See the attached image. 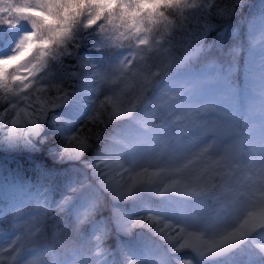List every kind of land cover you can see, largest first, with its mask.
<instances>
[{
    "label": "rangeland",
    "instance_id": "obj_1",
    "mask_svg": "<svg viewBox=\"0 0 264 264\" xmlns=\"http://www.w3.org/2000/svg\"><path fill=\"white\" fill-rule=\"evenodd\" d=\"M261 1L258 15L246 25L247 38L253 40L246 64L253 72L242 77L245 85H248L246 89L240 90L233 83L237 60L229 55L231 50L225 51L227 42H224L223 48L210 42V45L200 46V52L189 57L170 77L181 81L183 88L188 90L182 97L186 105L182 107L180 104L179 87H165L157 90L159 106H154L153 111L143 116L149 128H163L167 125L173 136L183 135L182 129L188 131L190 134L182 138L183 143L195 139V136H201L194 141L193 149H207L205 159L209 171L213 173L211 179L202 184L205 194L201 197L191 198L176 194L178 197L161 199L159 189L154 187L152 196L135 188L127 197L116 198L110 192L99 189L91 165L103 160L119 159L134 164L137 155L146 151L143 144L132 150L125 144L116 143L118 139H126V133L140 131L131 119L100 123L108 119L111 104H108L107 110L98 105L96 123L90 122L87 125L90 130L88 135L92 137L91 146L87 151L79 158L60 155L68 138L81 128L91 114L92 101L96 96L99 101L111 100L124 87L119 82L113 83L109 80L101 82L97 91L93 92L95 83L85 80L94 77L96 69L91 65L96 68H110L126 56L129 49L116 45H127L128 41L115 39L120 32H125L124 28H113L110 25V35L113 39L109 44L98 46L99 34L95 28L77 27L73 31L74 38L80 42L77 56L60 55L58 59L50 60L49 66L39 74L43 79L30 90L21 92L16 84H12L9 90L0 88V247L5 246L16 235L24 233L30 222L37 223L43 233H37V247L50 245L53 235L59 234L52 221L61 219L57 216L61 212L67 213L62 218V226L66 229L64 240H73L77 236L76 212L83 208L92 189H96L102 202L97 206L92 220L84 226H79L84 238L91 241L87 255L93 264H184L186 261L190 264H214L228 260H231L232 264H249L252 254L258 251L252 241L264 244V235L255 234L245 243L227 252L201 257L190 249L179 248L175 236L178 230L170 229L167 235H162L157 228V221L153 219L150 223L145 221L144 224L125 232L120 229L116 213L132 221L155 216L163 222L178 224L185 214L198 215L205 211L207 221L211 222L213 210L219 206L212 199L213 196L228 202L239 199L242 192L247 193L257 209L264 206V153L259 150L258 145L252 147L245 143L240 161L230 164L221 162V167L216 161L220 160L217 144L223 140V130H218L216 135L211 131L226 117H230L236 122L234 134H237V139L246 142L248 136L250 140L257 138L260 127L264 124V94L261 92V79H264V76H261V73H264V41L260 39L264 31V0ZM14 2L34 4L35 0ZM212 2L213 0H188L189 4H196L192 8L194 10L207 8ZM115 23L118 24L119 21ZM140 26L146 30L141 35L145 36L149 43L136 49L133 42V48L138 51V63L143 66L145 75L157 74L153 79L161 78L166 67L179 63L188 56L193 47L185 45L180 48L178 43L171 39L172 27L164 15L154 17L152 23L144 20ZM29 31L31 26L27 21H21L12 29L0 26V57L12 54L16 42ZM221 38L223 36L218 38L217 42H221ZM79 57L86 58L89 64H81ZM67 59L71 62H66ZM73 68L76 69L78 79L69 100L58 108H49L48 115L40 122L38 133L30 132L23 119L18 125H12L11 119L15 117L16 111L24 109L35 115L41 103L54 99L58 95L57 86L65 88L70 83L69 74L73 72ZM216 73H219V76H215ZM37 87H44L45 92L37 93ZM25 95L29 97L27 101L23 99ZM37 96L41 97L40 101H37ZM13 105L16 106L15 109ZM167 105H175L176 110L173 112ZM21 116L23 117V113ZM28 119H31V116ZM97 135L99 139H96ZM68 147L75 150L79 147V141H72ZM22 162L24 164L21 170L15 167ZM76 168L78 173L88 179L81 185L90 186L79 192L73 190L81 185L72 186L69 177L71 173L75 176ZM66 171H69V174ZM199 171L197 169L196 174H199ZM177 179L183 182L182 177ZM66 196L71 197L70 202L61 209L58 205ZM17 208L19 214L16 212ZM13 216H17V219L14 220ZM100 225L107 232L106 238L112 235L115 239L114 258L105 255L101 248L97 250L94 247L93 229ZM204 235L207 237L208 233L205 232ZM56 252L62 253L63 249L57 246ZM32 254L26 252L16 264H21V260ZM62 259V256H54L52 253L41 257L42 264H60ZM0 264L14 262L4 254L0 255Z\"/></svg>",
    "mask_w": 264,
    "mask_h": 264
},
{
    "label": "snow or ice",
    "instance_id": "obj_2",
    "mask_svg": "<svg viewBox=\"0 0 264 264\" xmlns=\"http://www.w3.org/2000/svg\"><path fill=\"white\" fill-rule=\"evenodd\" d=\"M195 5L189 4L188 0H35L34 4L28 2L17 4L14 0H0V26L12 29L21 21H27L31 26V31L23 34L16 42L12 54L0 57V88L9 90L12 84H16L21 92L30 90L43 79L39 74L49 66L50 60H56L60 55L77 56L80 42L73 36V31L77 27L95 28L99 34L98 46L109 44L113 39L110 35V25L113 28H124L125 32H120L115 39L128 41L127 45L123 43L116 45L129 49L126 56L110 68H96L95 65H91L96 69L94 77L85 79L95 83L93 92L97 91L101 82L109 80L113 83L119 82L124 87L111 100L99 101L96 96L92 101L91 114L81 128L68 138L60 155L79 158L86 152L91 146L92 139L88 135L90 130L87 129V125L90 122L96 123L95 114L98 112V105L107 110L108 104H111L108 119L100 123L131 119L140 131L126 133L127 138L118 139L116 143L125 144L132 150L137 145L143 144L146 146V151L137 155L133 169L123 168L119 160H103L91 165L99 189L110 192L116 198H123L130 195L137 187L154 185L161 194L174 193L183 197H201L205 194V187L202 184L210 180L213 175L205 159L207 149L199 151L193 149L194 141L201 136H195V139L183 143L182 138L190 134L188 131L182 129L183 135L173 136L167 125L152 129L143 120L144 114L153 111L154 106H159L157 105L158 89L179 87L180 104L182 107L186 105L182 97L188 90L183 88L181 81L170 77L177 68L188 61L189 57L200 52V46L193 45L187 57L177 64L166 67L161 78L158 79L152 78L157 75L156 73L145 75L143 66L138 63L140 58L136 50L139 46H146L149 43L148 39L141 35L146 31L140 26L144 20L152 23L154 17H163L161 8H193ZM116 21L119 23L116 24ZM260 39L264 41V31ZM133 42L136 49L133 48ZM238 52V48L233 49L234 54ZM79 61L83 65L89 64L84 57H79ZM215 76H219V73ZM261 76H264V73H261ZM69 78L70 83L65 88L57 86L58 95L47 103H41L35 115L24 109L16 111L15 117L11 119L12 125H18L23 119L30 132L38 133L40 122L48 115L49 108H58L69 100L70 93L76 86L77 73L71 72ZM35 91L44 93L45 88L37 87ZM261 92L264 94V79H261ZM23 99L27 101L29 97L25 95ZM40 100L41 97L37 96V101ZM167 106L173 112L176 110L175 105ZM15 107L13 105V109ZM30 116L31 119H28ZM235 127L236 122L226 117L211 130L213 135H216L218 130H223V140L217 144L220 160L216 161L221 167L223 166L221 162L229 164L239 162L245 143L252 147L258 145L259 150L264 153V124L260 127L258 137L250 140L248 136L246 142L237 139V134H234ZM99 138L97 135L96 139ZM72 141H79V147L75 150H70L68 147ZM150 169L154 170L150 171ZM197 169L200 170L199 174H196ZM177 177H182L183 182ZM89 187V185H81L73 191L79 192ZM70 199L71 197L66 196L58 207L63 209L68 206ZM212 199L219 206L213 210L211 222L207 221L205 211L198 215L185 214L178 224L163 222L155 216L132 221L118 212L116 215L120 229L125 232L144 224L145 221L150 223L153 219L157 221V228L162 235H167L168 231L175 227L178 229L176 236L179 248L190 249L201 257L227 252L245 243L255 234L264 235V206L257 209L247 193L242 192L239 199L228 202L216 196ZM101 202L99 193L96 189H92L83 208L76 212L77 236L73 240L65 241L58 234H54L50 245L37 247L39 240L37 233L40 235L43 233L37 223L30 222L24 233L16 235L5 246L0 247V255L6 254L14 264L26 252L33 253L28 256L32 259L27 257L21 260V264H42L41 257L46 253L62 256L60 264H93L92 259L87 255L91 241L84 238L79 226H84L92 220ZM16 212L19 214L18 208ZM4 217H7V213ZM13 219H17V216H13ZM93 231L95 232L92 236L95 240L94 247L99 250L102 241L107 237V232L102 225L97 226ZM205 232L208 233L207 237L204 235ZM252 243L258 251L252 254L249 264H264V244H257L255 240ZM57 246L63 249L62 253L56 252ZM184 264L190 262L186 261Z\"/></svg>",
    "mask_w": 264,
    "mask_h": 264
},
{
    "label": "trees",
    "instance_id": "obj_3",
    "mask_svg": "<svg viewBox=\"0 0 264 264\" xmlns=\"http://www.w3.org/2000/svg\"><path fill=\"white\" fill-rule=\"evenodd\" d=\"M261 2V0H213L207 8H198L199 6H197L198 9L195 8L197 10L192 8H161V11L172 27L171 39L175 40L180 48H184L185 45L191 48L196 44L205 46L210 45V42L216 43V45L219 44L223 48L226 41L228 45L225 51L231 50L229 55L237 60L233 83L237 88L244 90L247 85H245L242 77L253 72L252 69L246 67L249 53L253 47V40L247 38L246 24L258 15ZM158 28L160 29L161 26ZM222 36L223 38L219 39L222 41L217 42L218 38ZM236 48L239 49V52L234 54L233 49ZM222 52H224V49H222ZM66 62L70 63L71 61L67 59ZM75 70L72 69L73 72ZM20 164L15 166L19 170L22 169L24 162ZM66 172L69 174V171ZM75 172H73L75 176L71 173L69 177L72 186L78 187L88 179L83 174L78 173L77 168ZM64 214L59 213L57 216L61 219L52 221L62 240L66 237V229L62 226V218L67 213L65 216ZM114 241V237L110 235L101 244L102 252L113 258L116 252ZM230 261H218L214 264H232ZM191 264H194V262H191Z\"/></svg>",
    "mask_w": 264,
    "mask_h": 264
},
{
    "label": "bare ground",
    "instance_id": "obj_4",
    "mask_svg": "<svg viewBox=\"0 0 264 264\" xmlns=\"http://www.w3.org/2000/svg\"><path fill=\"white\" fill-rule=\"evenodd\" d=\"M75 102H79V101L75 100ZM73 104H74V102H73ZM119 161H120L121 165L123 166V168H125V169H133V165L134 164H131V163L126 162V161H123L121 159H119ZM154 187H156V186L150 185V186H146V187L145 186H141V187H137V188L139 189L140 192L152 196V190H153ZM159 196L161 197V199L169 198V197H178V195H176L174 193H163V194H161L160 192H159ZM173 230L175 231V230H178V229H175V227H174Z\"/></svg>",
    "mask_w": 264,
    "mask_h": 264
}]
</instances>
